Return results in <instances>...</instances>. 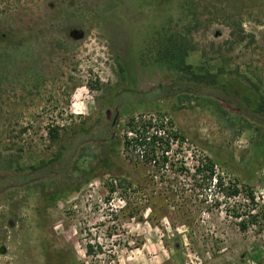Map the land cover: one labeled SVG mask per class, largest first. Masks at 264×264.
<instances>
[{"label": "rangeland", "instance_id": "obj_1", "mask_svg": "<svg viewBox=\"0 0 264 264\" xmlns=\"http://www.w3.org/2000/svg\"><path fill=\"white\" fill-rule=\"evenodd\" d=\"M171 41L185 47L186 62L237 72L264 94V0H0V162L10 153L25 167L46 160L74 132L112 122L116 110L121 126L118 136L79 140L71 160L79 171L95 168L56 203L42 189L79 171L0 193V264H256L250 256L264 254L260 220L239 226L249 211L264 212V159L253 164L252 131L232 122L241 114L206 92L139 104L124 92L172 81ZM132 113L171 121L185 136L171 142L164 166L124 144ZM56 125L53 140L48 127ZM205 156L220 186L195 171ZM108 168L132 182L127 203L120 188L110 192Z\"/></svg>", "mask_w": 264, "mask_h": 264}, {"label": "trees", "instance_id": "obj_2", "mask_svg": "<svg viewBox=\"0 0 264 264\" xmlns=\"http://www.w3.org/2000/svg\"><path fill=\"white\" fill-rule=\"evenodd\" d=\"M183 47L182 44L171 41L170 48H164L168 66L177 70L176 76L170 83L159 84L150 91L143 93L130 87L125 88L124 92L134 95V97L137 96L136 100H134L135 104L144 103L146 96L150 98H164L174 94L179 96L184 93L185 97L191 98L205 92L214 95L230 109L241 114L242 118L239 115H236L237 118L233 117L232 122L234 124H238L241 128L247 126L251 129L253 164L260 168V162L264 159V94L260 92L256 82L251 81L248 77L239 76L237 72H225L221 69L211 71L201 65H192L186 62L185 47ZM118 66L120 71L123 72L124 67H122L121 64ZM131 103L132 102L123 107L121 114L132 106ZM135 104H133V106H135ZM129 117L128 129L124 134V144L126 147L132 145L134 149H137L141 154L140 158L143 159V162L152 163L157 167L164 166L168 158L166 153L169 150L171 142L175 139L183 141L185 136H182L177 130H173L171 121L167 120L164 122V118H158L157 122H155L152 120L153 118L144 119L142 115L136 116L133 113L130 114ZM167 123L170 129H168ZM59 129V125L48 127L49 137L53 140L56 139L59 134ZM120 130L121 126L117 124V122H109L100 128L80 129L74 132L70 141L66 145H63L51 157L30 164L27 167L23 166L19 156L10 153L1 160L2 163L0 162V193L9 188L27 185L52 174H58L63 177L65 175L66 177L71 174L73 175V171H79L77 170L76 160H71V156L79 140H82L84 137L93 138L99 133L103 134L104 137H107V135L118 136ZM127 132L131 133L129 137ZM110 143L112 144L111 147L116 150V147H114L117 145L116 142L111 139ZM109 162L110 159L107 156L98 163L96 167L100 168L101 166L107 165ZM137 162H140L139 158ZM199 162L200 165L197 166L195 171H202L200 178L206 182L207 180L210 182L214 179L215 184L217 183L220 186L222 184L221 177L218 176V174L214 176V159L205 156V159ZM221 164L225 167L229 166L226 161H222ZM94 168V166H88L80 169L78 175H75L77 180L63 181V185L54 183L50 186V189H42L44 200L56 203L59 197L66 196V192L69 191L72 186H75L77 190L80 182H83L86 176V180L91 178L90 175ZM108 169L103 171L102 176L108 174L110 178H112L109 186L110 192H116L117 188H120V197L127 203V189L130 188L132 182L129 181L125 175H122L116 170ZM42 185H45V183ZM237 193L238 190L234 189L227 194L234 196ZM245 194L249 202L256 204L253 192L247 191ZM246 216V218L242 217L239 221L240 229L246 230L248 223H256L258 220H260L259 225L264 228V212L259 215L257 213L252 214L249 211ZM235 217H240V215L236 214ZM41 246L42 251L49 260L50 257L48 255L47 246L44 243ZM250 258L254 263L262 264L264 261V254L259 251L258 254L251 255ZM69 264H75V262L72 261Z\"/></svg>", "mask_w": 264, "mask_h": 264}, {"label": "flooded vegetation", "instance_id": "obj_3", "mask_svg": "<svg viewBox=\"0 0 264 264\" xmlns=\"http://www.w3.org/2000/svg\"><path fill=\"white\" fill-rule=\"evenodd\" d=\"M37 28H38V27H37ZM36 32H37V33H36L35 35H34V34H33V35H34V37H36V39H38V37H39V33H38L39 31H38V29L36 30ZM118 118H119V111L116 110V111H115V114H114V116H113V118H112V122H113V123L117 122V121H118Z\"/></svg>", "mask_w": 264, "mask_h": 264}, {"label": "built area", "instance_id": "obj_4", "mask_svg": "<svg viewBox=\"0 0 264 264\" xmlns=\"http://www.w3.org/2000/svg\"><path fill=\"white\" fill-rule=\"evenodd\" d=\"M127 134H128V137H129L131 133L130 132H127Z\"/></svg>", "mask_w": 264, "mask_h": 264}]
</instances>
